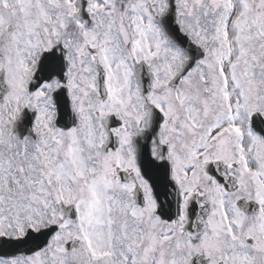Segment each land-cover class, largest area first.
<instances>
[{"label":"snow or ice","instance_id":"1","mask_svg":"<svg viewBox=\"0 0 264 264\" xmlns=\"http://www.w3.org/2000/svg\"><path fill=\"white\" fill-rule=\"evenodd\" d=\"M0 264H264V0H0Z\"/></svg>","mask_w":264,"mask_h":264}]
</instances>
